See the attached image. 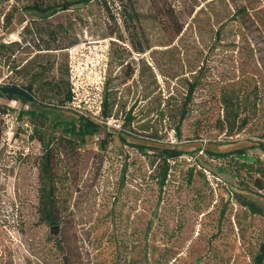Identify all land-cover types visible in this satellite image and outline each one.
<instances>
[{"label": "rangeland", "instance_id": "1", "mask_svg": "<svg viewBox=\"0 0 264 264\" xmlns=\"http://www.w3.org/2000/svg\"><path fill=\"white\" fill-rule=\"evenodd\" d=\"M67 1L77 0H0V42L40 20L34 39L54 31L68 47L23 46L0 59V83H27L31 74L11 70L40 65L44 79L72 87V104L46 101V139H77L80 115L100 125L57 157L53 230L39 212L43 148L20 116L41 106L0 100V264H254L264 243V0L93 1L47 20L27 9ZM38 85L37 98L50 93ZM134 145L185 154L163 182L162 158Z\"/></svg>", "mask_w": 264, "mask_h": 264}, {"label": "trees", "instance_id": "2", "mask_svg": "<svg viewBox=\"0 0 264 264\" xmlns=\"http://www.w3.org/2000/svg\"><path fill=\"white\" fill-rule=\"evenodd\" d=\"M93 1H98L105 3L107 5L106 0H77V1H67L62 4L53 5V6H43L42 4H33L28 6L27 9L31 10L38 15L42 16L44 19H49L54 16L56 13L62 10H69L75 4H84L85 6L89 5ZM120 5H124L122 1H120ZM134 15V16H133ZM129 16L132 19H136L137 15L132 14ZM38 21L40 20H30L27 25L23 27L22 32L20 34L21 39L11 41V42H0V59L5 63H11L13 57L21 50H23V46L34 45L38 47V51H59L68 47H63L61 40L56 36L54 31H51L50 34L52 38L49 41H44L42 37L34 39L33 34H35L39 30ZM12 25V22L8 20L6 28H9ZM29 35H32V38H28ZM39 44V45H38ZM29 66H15L11 71L14 75H21L22 73L28 72L31 74V80L27 83L22 82L20 79H11L10 81H3L0 83V100H6L9 102L21 100L23 103H29L32 106H38L40 110H28L25 112H21L20 116H28L29 122L32 126V140H37L43 148L42 155V165H41V173L39 174V179L41 182L40 187V218L51 225L52 227H58L59 215L57 214V210L59 208V198L57 197L58 191V175L56 173L57 169V157L63 156L66 152L75 151L77 152L80 149L79 143H84L88 136H94L99 133L100 125L88 118L85 115H80L76 123H72L75 129V135L77 139H73L64 135H55L52 134L49 139H46V128L48 123V118L46 116L45 110L50 106L46 103H52L55 101L60 105V107H65L70 105L74 101V93L72 87L65 86L62 81L52 82L48 79H44L45 69L43 66H34L32 69L35 72L32 73L31 69H28ZM28 69V70H27ZM22 78V76L20 77ZM39 83L40 86L43 87L47 93V96H43L42 98H37L36 92L39 90V85L36 87V84ZM36 87V88H35ZM50 95V96H49ZM48 99V100H47ZM107 106V103L105 104ZM8 108L3 107L2 113L6 114ZM181 120L179 121V125L175 127V133L177 136H181V122L183 121L186 112L181 110ZM106 117H108L107 111L104 112ZM58 127V123L53 126V130L55 131ZM123 141H126L123 139ZM105 143V142H103ZM264 151V144L258 145ZM138 150L145 152L147 150H154V153L162 158L164 162L163 172L161 175V179L163 182L167 180L168 173L171 164H175L184 154L185 152L182 150H178L175 148H154L146 145H134ZM246 149L238 150L233 152L240 157L246 155ZM219 157L226 156L225 154H218ZM162 182V183H163ZM249 209L256 212L257 208L253 204H250ZM59 228V227H58ZM71 252L69 251V247L66 248L65 258L70 262L69 257L71 258ZM66 259V260H67ZM254 264H264V243L261 245V250L258 255L254 257Z\"/></svg>", "mask_w": 264, "mask_h": 264}, {"label": "water", "instance_id": "3", "mask_svg": "<svg viewBox=\"0 0 264 264\" xmlns=\"http://www.w3.org/2000/svg\"><path fill=\"white\" fill-rule=\"evenodd\" d=\"M58 229V227H53V230H57Z\"/></svg>", "mask_w": 264, "mask_h": 264}]
</instances>
